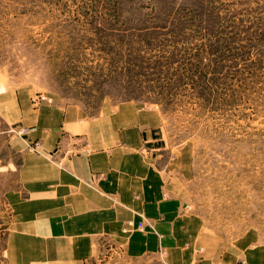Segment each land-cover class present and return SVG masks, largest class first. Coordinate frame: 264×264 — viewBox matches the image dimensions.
<instances>
[{
  "label": "rangeland",
  "instance_id": "1",
  "mask_svg": "<svg viewBox=\"0 0 264 264\" xmlns=\"http://www.w3.org/2000/svg\"><path fill=\"white\" fill-rule=\"evenodd\" d=\"M116 9L143 21L92 24ZM24 85L37 105L46 95L93 116L127 100L156 108L182 211L223 245L264 244V0H0V264H70L11 236L25 154L39 153L15 112ZM148 241L101 235L72 264H173Z\"/></svg>",
  "mask_w": 264,
  "mask_h": 264
},
{
  "label": "crops",
  "instance_id": "2",
  "mask_svg": "<svg viewBox=\"0 0 264 264\" xmlns=\"http://www.w3.org/2000/svg\"><path fill=\"white\" fill-rule=\"evenodd\" d=\"M16 99L19 122L39 153L25 154L21 178L29 196L12 195V239L43 244L47 261L70 264L101 235L146 237L173 264H264V244L248 237L223 245L197 215L182 211L188 189L172 151L160 165L156 108L127 100L104 103L93 116L46 95L37 105L29 85ZM136 224L142 228L133 231Z\"/></svg>",
  "mask_w": 264,
  "mask_h": 264
},
{
  "label": "trees",
  "instance_id": "3",
  "mask_svg": "<svg viewBox=\"0 0 264 264\" xmlns=\"http://www.w3.org/2000/svg\"><path fill=\"white\" fill-rule=\"evenodd\" d=\"M141 17L136 15V14H132L129 16H125V14L123 13L122 10L116 9V11L114 13H110L106 16H103L100 20L98 19V17L96 18H92V24H97V25H116L118 23L121 22H131V21H143V19H140ZM152 18L157 19L158 16H153Z\"/></svg>",
  "mask_w": 264,
  "mask_h": 264
}]
</instances>
